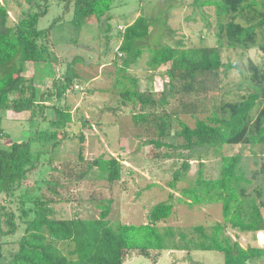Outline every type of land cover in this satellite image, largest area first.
Here are the masks:
<instances>
[{"label": "trees", "instance_id": "16d2710c", "mask_svg": "<svg viewBox=\"0 0 264 264\" xmlns=\"http://www.w3.org/2000/svg\"><path fill=\"white\" fill-rule=\"evenodd\" d=\"M26 1L28 7L23 16L12 23L6 3L0 1V111H28L32 121L37 114L44 115V109L48 107L45 102L66 96L75 74L70 71L54 75L52 90L45 91L37 88L35 76L25 75L27 63L37 70L47 65L53 67L59 61L50 48L52 24L46 28L37 26L39 18L48 9V0ZM112 2L72 0L73 27L78 29L93 20L104 26L111 18ZM192 5L195 9L213 8L216 45L185 46L180 42L144 45L150 28L158 23L151 24L149 18L140 14L125 26L118 47L124 57L117 70L129 82L120 90L121 101L137 106L138 111L132 114L133 123L152 121L157 130L156 139L148 143L155 147L168 146L162 141L172 127V116L166 109L168 98L178 91L187 95L205 91L209 86L202 83L207 74L215 76L221 68L224 71L230 68L222 61L223 47L242 50L257 47L264 54V41H258V38L264 40V0H192ZM145 46L149 50L147 63L150 66L156 69L167 65V85L157 92L139 89L137 77L126 72L142 55ZM246 69L247 93L235 100L219 101L201 117L196 116L198 111H203L196 99L181 100L179 111L192 114L194 124L190 126L179 121V128L174 132L184 139L182 147L189 150L185 158H190L193 153L200 157L209 150L219 155L218 176L205 177L202 162H199L194 178L180 190L177 200H184L189 206L219 203L221 222L188 228L159 226L158 223L172 212V194L167 200L153 204L142 223H111L109 200L98 205L97 217L58 218L53 215L47 199L38 194L27 195L21 199L19 214L24 228L6 264H123L129 251L150 256L151 252L163 250H216L223 254L222 264H264V246H242L226 232V227L253 234L264 232L261 212L264 209V187H254L252 193L248 191L258 174L264 173V163L259 171L254 170L248 176L241 153L220 152L225 144L264 146V65L261 67L248 58ZM256 104V112L251 114ZM51 108L54 117L48 121V138L58 141L59 132L62 137L67 135V124L73 118L72 109L67 104L52 105ZM187 159L173 172L169 182L171 188L188 169ZM35 160L29 138L12 140L5 147L0 144V195H11L19 189ZM89 168L110 183L120 178L121 163L112 155L93 158ZM16 229L14 213L6 211L0 203V243L5 236L14 235Z\"/></svg>", "mask_w": 264, "mask_h": 264}, {"label": "rangeland", "instance_id": "374dc122", "mask_svg": "<svg viewBox=\"0 0 264 264\" xmlns=\"http://www.w3.org/2000/svg\"><path fill=\"white\" fill-rule=\"evenodd\" d=\"M0 1L6 3L10 23L22 17L28 7L26 0ZM71 1L48 0V9L37 24L39 28L52 24L50 48L58 63L37 70L28 64V73H25L34 74L35 85L40 91H45L52 90L54 75L72 71L75 77L66 96L61 100L51 98L45 102L48 107L44 109V115L39 113L32 121L29 120L28 111H0L1 146L5 147L12 140L29 138L36 159L21 187L11 195H0V203L6 211L14 213L17 224L14 235L5 236L0 243V264H6L23 231L24 224L19 214L23 203L21 199L27 195L38 194L42 199H47L53 215L58 218L97 217L98 205L109 200L108 218L111 223H142L146 221L153 204L167 200L168 195L172 194V212L158 223L159 226L188 228L222 221L219 203L189 206L184 200H177L180 190L194 178L199 162H202L205 177L218 176L220 168V157L212 150L200 157L193 151L190 158H185L189 150L182 147L184 139L174 132L179 128V121L193 126L195 118L190 113L180 112L179 103L181 100L196 99L203 110L198 111L196 116L201 117L219 101L238 99L249 90L248 58L262 67L264 54L257 47L248 50L223 47L221 58L230 68L227 71L221 68L215 76L207 74L202 83L209 86L205 91L190 95L178 91L168 98L166 109L171 113L172 127L162 139L168 146L155 147L148 143L156 139L157 130L152 121L133 123L132 114L138 111L137 106L121 101L120 90L129 85L122 72L117 70L122 66L124 57L118 48L122 32L141 14L149 18L151 24L158 23L150 28L144 45H157L158 42L160 45L178 42L185 46L216 45L213 8L195 9L192 0H113L108 23L101 27L99 21L93 20L75 29L71 23ZM258 41L264 40L258 38ZM144 48L142 55L126 72L137 77L139 89L157 92L167 85V65L156 69L150 66L147 63L149 50L146 46ZM65 104L72 109V121L67 124V135L62 137V132H59L58 141H52L48 138V121L54 117L51 107ZM256 108L257 104L251 114ZM220 152L241 153L242 165L248 176L254 170L259 171L264 163V146L225 144ZM110 155L121 163L120 178L112 183L89 168L93 158ZM184 159H187L189 167L182 172L175 187L171 188L169 182L172 174L180 168ZM263 176L264 173L258 174V179L248 186L249 192L252 193L254 187H264ZM261 212L264 217V209ZM226 232L242 246H264V240H254L252 232H240L230 227H226ZM123 261L124 264H222L223 254L216 250H163L144 256L129 251Z\"/></svg>", "mask_w": 264, "mask_h": 264}, {"label": "crops", "instance_id": "0c3cea01", "mask_svg": "<svg viewBox=\"0 0 264 264\" xmlns=\"http://www.w3.org/2000/svg\"><path fill=\"white\" fill-rule=\"evenodd\" d=\"M32 65V64H31ZM27 66H28V63H27V65H26V70H25V73H28V68H27ZM29 75H31V72H30V74H28V75H26V76H29ZM33 76H35L34 74H32ZM36 78V77H35ZM35 81H36V79H35ZM260 232H262V231H260ZM258 233H259V231L258 232H256V234H253L252 233V237L254 238V240H257V238H258ZM263 233V232H262ZM247 245H252V244H247ZM257 245V244H256ZM255 246V245H254ZM125 262L123 261V264H124Z\"/></svg>", "mask_w": 264, "mask_h": 264}, {"label": "bare ground", "instance_id": "6f19581e", "mask_svg": "<svg viewBox=\"0 0 264 264\" xmlns=\"http://www.w3.org/2000/svg\"><path fill=\"white\" fill-rule=\"evenodd\" d=\"M258 238H259L260 241L264 240V233L259 231Z\"/></svg>", "mask_w": 264, "mask_h": 264}, {"label": "built area", "instance_id": "2783aa9c", "mask_svg": "<svg viewBox=\"0 0 264 264\" xmlns=\"http://www.w3.org/2000/svg\"><path fill=\"white\" fill-rule=\"evenodd\" d=\"M122 27H119V29H121Z\"/></svg>", "mask_w": 264, "mask_h": 264}]
</instances>
